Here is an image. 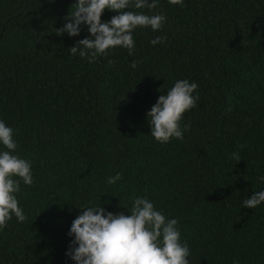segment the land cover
Wrapping results in <instances>:
<instances>
[{
	"label": "trees",
	"instance_id": "16d2710c",
	"mask_svg": "<svg viewBox=\"0 0 264 264\" xmlns=\"http://www.w3.org/2000/svg\"><path fill=\"white\" fill-rule=\"evenodd\" d=\"M76 2L0 0V120L34 181L16 194L27 220L0 230V264H75L66 252L79 208L131 215L134 197L179 221L189 264H264V203L243 207L264 191V0L130 6L164 14L162 29L138 27L134 55L116 47L94 63L68 52L91 38L87 26L56 35ZM179 80L195 82L199 100L183 140L161 144L147 113Z\"/></svg>",
	"mask_w": 264,
	"mask_h": 264
},
{
	"label": "clouds",
	"instance_id": "9594fccd",
	"mask_svg": "<svg viewBox=\"0 0 264 264\" xmlns=\"http://www.w3.org/2000/svg\"><path fill=\"white\" fill-rule=\"evenodd\" d=\"M55 2V0H50ZM172 5H182V0H169ZM135 9L154 10L157 0H77L73 3L65 24L56 29V35L67 33L70 37L80 35L81 26H87L91 38L77 41L68 52L73 56L87 58L94 63L98 57H106L111 49L123 47L129 55H134L135 41L133 31L138 27H150L153 31L162 29L166 16L142 12L126 11ZM106 10L114 15L110 21L103 22ZM166 37H157L153 45L163 43ZM111 63V61H109ZM136 67V62L130 65ZM198 85L188 80L176 81L166 95H160L157 103L147 113L151 136L161 144L172 138L183 140L181 121L184 114L197 106L198 95H194ZM231 111V109H229ZM0 144L7 150L0 151V230L7 227L13 215L18 222H25L27 216L16 197L21 191L20 183L33 184L32 164L14 155L18 144L14 131L0 120ZM243 148V145H240ZM232 159L240 161L239 153L231 154ZM122 178L121 173L108 178L107 183L115 184ZM264 182V177H260ZM264 203V191H256L243 200V207L255 209ZM80 214L73 220L68 235L72 237L66 256L75 264H189V247L181 241L177 219H166L163 212L156 210L146 197H134L131 215L106 212L100 206L79 208ZM234 264H239L235 261Z\"/></svg>",
	"mask_w": 264,
	"mask_h": 264
}]
</instances>
